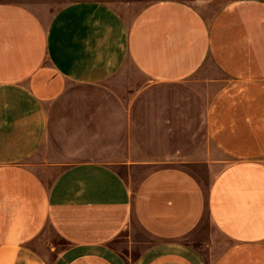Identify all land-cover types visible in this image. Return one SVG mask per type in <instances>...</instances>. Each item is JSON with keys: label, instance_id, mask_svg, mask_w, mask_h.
I'll list each match as a JSON object with an SVG mask.
<instances>
[{"label": "crops", "instance_id": "obj_1", "mask_svg": "<svg viewBox=\"0 0 264 264\" xmlns=\"http://www.w3.org/2000/svg\"><path fill=\"white\" fill-rule=\"evenodd\" d=\"M0 264H264V0L0 2Z\"/></svg>", "mask_w": 264, "mask_h": 264}, {"label": "rangeland", "instance_id": "obj_2", "mask_svg": "<svg viewBox=\"0 0 264 264\" xmlns=\"http://www.w3.org/2000/svg\"><path fill=\"white\" fill-rule=\"evenodd\" d=\"M75 0H0V2H17L26 5L28 8L36 12L44 21H48L52 15L58 10L61 6L64 4H67L69 2H72ZM103 2H107L114 6L116 10L119 12L121 17L126 21L129 22L135 12L139 10L143 5L155 1V0H99ZM197 9H199L201 12L206 14L207 16L211 15V13L215 12L218 8H220L223 4L232 1V0H184ZM127 87L125 86V89ZM50 142L46 141L44 146H42L40 155L41 157L33 158L34 160H43L42 158L47 156V150L48 156H50V159L53 157V147L50 146ZM46 151L44 152V150ZM207 226L204 227V230L206 231ZM140 238L139 234L136 233H130L128 230H124L120 235L112 241V246L118 253H120L122 256L129 252L132 253V256L136 254V252L139 250V248L142 246L141 244L134 243V241H138ZM53 237L50 235L46 236L45 239H41L40 243L46 245L49 241H52ZM195 243H197L201 248L206 247V241L207 236L202 235L201 232L194 235L193 239ZM213 254V252H212Z\"/></svg>", "mask_w": 264, "mask_h": 264}]
</instances>
